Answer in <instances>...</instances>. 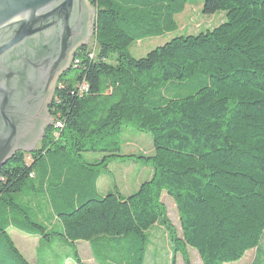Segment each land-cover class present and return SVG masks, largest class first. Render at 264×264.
Returning a JSON list of instances; mask_svg holds the SVG:
<instances>
[{
	"label": "trees",
	"instance_id": "16d2710c",
	"mask_svg": "<svg viewBox=\"0 0 264 264\" xmlns=\"http://www.w3.org/2000/svg\"><path fill=\"white\" fill-rule=\"evenodd\" d=\"M89 1L93 44L60 78L39 147L17 151L0 170V264H30L10 226L73 244L106 237L113 264H144L157 224L168 236L169 264L177 255L192 264L188 248L202 264L238 261L255 249L251 264H264V0ZM194 1L224 18L131 55L133 42L176 31V16ZM171 84L191 89L166 96ZM124 130L148 133L151 152L123 153ZM84 153L100 157L86 161ZM115 161L139 162L150 176L131 194H100L96 181ZM26 193L47 198L60 229L35 219L19 200Z\"/></svg>",
	"mask_w": 264,
	"mask_h": 264
},
{
	"label": "water",
	"instance_id": "95a60500",
	"mask_svg": "<svg viewBox=\"0 0 264 264\" xmlns=\"http://www.w3.org/2000/svg\"><path fill=\"white\" fill-rule=\"evenodd\" d=\"M87 9L93 26L96 9L89 0H0V61L23 40L50 29L57 33L58 48L70 45L77 50L85 44L92 45L90 36L81 43ZM61 72L58 69V75ZM0 115L1 168L16 151L29 153L37 149L44 130L40 127L39 134L34 135L37 123L33 113H21L17 108L5 110L1 105Z\"/></svg>",
	"mask_w": 264,
	"mask_h": 264
},
{
	"label": "flooded vegetation",
	"instance_id": "af4514ba",
	"mask_svg": "<svg viewBox=\"0 0 264 264\" xmlns=\"http://www.w3.org/2000/svg\"><path fill=\"white\" fill-rule=\"evenodd\" d=\"M89 16L90 12L87 9L83 15L85 25L81 37L83 44L93 33ZM82 47H78L77 50L70 45L58 48L57 33L54 29L40 32L20 42L0 61V106L4 105L5 110L17 108L21 113H33L37 123L34 135L37 136L42 127L43 138L52 120V101L58 82L71 68L72 59ZM58 69L62 71L60 75Z\"/></svg>",
	"mask_w": 264,
	"mask_h": 264
},
{
	"label": "rangeland",
	"instance_id": "374dc122",
	"mask_svg": "<svg viewBox=\"0 0 264 264\" xmlns=\"http://www.w3.org/2000/svg\"><path fill=\"white\" fill-rule=\"evenodd\" d=\"M201 7H202V2L200 1H194L193 4H188L184 12L176 16L178 23V27L176 31L172 33H165L162 36L144 38L142 40L133 42L129 47V51L131 55L135 58L144 57L150 50L164 44L174 36L198 33L202 30H205V28L214 27L218 25L221 22L220 20L224 18L223 13L221 12L216 13L214 15H205L201 12ZM90 40H91V44H93L92 37ZM189 88L191 89V86ZM189 88H187V86L184 84L182 85L171 84L163 88L162 92L166 96L178 97L188 94L190 92ZM121 142H122V152L127 154L128 153L149 154L152 149L151 137L148 133L145 132L124 130L121 133ZM82 157L83 160L87 161V160H92L95 157H100V155L94 153H84ZM147 169H148L147 167L143 166L139 162L131 163V162L115 161L109 165V173H106V176L103 177H105V179L110 184V188H111L110 192L119 191L123 195L124 194L127 195L135 192L139 184H141V182L146 180V176H148ZM162 200L166 204L167 213L171 222L177 228L178 232H180L179 217L174 201L167 194H165L162 197ZM147 239L149 240L148 242L149 250L146 252L147 254L144 264H151L148 261L150 260V253L152 252V248H153V246L150 243L152 241V238L151 236H149ZM155 244L156 245L154 247L156 248L157 253L160 252L165 253L164 246L166 249L167 248L169 249V245L167 246V244L161 239ZM261 244L264 249V238L262 239ZM188 252L192 264H202L201 259L194 248H188ZM254 255H255V249H252L246 252V254L240 260L224 263V264H250L252 263L251 261H254L255 259ZM53 260H56L58 264V256L57 257L53 256ZM165 261L166 259H164V257H161L159 260L155 261V264H165ZM175 264H184L181 256L179 255L176 256ZM261 264H263V262Z\"/></svg>",
	"mask_w": 264,
	"mask_h": 264
},
{
	"label": "crops",
	"instance_id": "0c3cea01",
	"mask_svg": "<svg viewBox=\"0 0 264 264\" xmlns=\"http://www.w3.org/2000/svg\"><path fill=\"white\" fill-rule=\"evenodd\" d=\"M147 170L148 176H146V179L149 178L151 173L150 169ZM103 176H106V173L100 175L96 181V188L100 194H105L111 191L109 182ZM19 200L24 202V205L28 209L32 210L33 216L39 223L50 228L60 229L61 225L58 222L57 217L53 215L52 209L47 208L48 201L44 195L34 196L31 193H26L25 196L20 197ZM7 232L16 248L30 264H57L56 260H53V256H58V264H113L109 253L111 247L108 244L109 241L106 237L95 238L89 241L79 240L73 244L64 237L52 236L44 238L27 233L14 226L8 227ZM149 232L152 238L150 243L153 248L148 262L155 264L156 260L164 257V259H166L165 264H168L171 257V249L167 233L164 231L163 227L158 224ZM160 239L163 240L167 246L169 245V249H166L164 246L166 256L163 252L157 253L156 248L154 247L156 245L155 243ZM112 241L116 240L114 239L111 240V242ZM75 249L80 262L75 258ZM119 249H122V247H119L118 250ZM148 250L149 248L147 251ZM118 257H121V255ZM145 260L146 256L144 262ZM114 264H121V261Z\"/></svg>",
	"mask_w": 264,
	"mask_h": 264
},
{
	"label": "built area",
	"instance_id": "2783aa9c",
	"mask_svg": "<svg viewBox=\"0 0 264 264\" xmlns=\"http://www.w3.org/2000/svg\"><path fill=\"white\" fill-rule=\"evenodd\" d=\"M73 61H74V62H72V65L76 66L77 63H78V60L75 59V60H73ZM83 88H86V86L83 85ZM55 126H56V127H59V126H61V123L57 121V122L55 123Z\"/></svg>",
	"mask_w": 264,
	"mask_h": 264
}]
</instances>
